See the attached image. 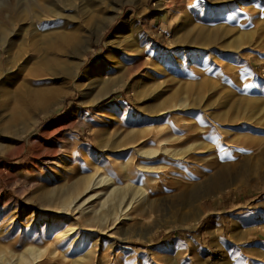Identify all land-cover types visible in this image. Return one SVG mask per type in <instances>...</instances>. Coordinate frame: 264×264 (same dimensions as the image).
<instances>
[{"label": "rangeland", "instance_id": "374dc122", "mask_svg": "<svg viewBox=\"0 0 264 264\" xmlns=\"http://www.w3.org/2000/svg\"><path fill=\"white\" fill-rule=\"evenodd\" d=\"M234 2L0 0V255H43L73 225L81 264H264V112L245 103L264 105V0ZM200 35L212 44H188ZM179 100L191 109L156 122ZM171 134L164 146L192 147L186 159L126 149ZM45 145L66 171L40 160ZM97 166L123 184L125 168L145 194L107 234L43 198Z\"/></svg>", "mask_w": 264, "mask_h": 264}, {"label": "bare ground", "instance_id": "6f19581e", "mask_svg": "<svg viewBox=\"0 0 264 264\" xmlns=\"http://www.w3.org/2000/svg\"><path fill=\"white\" fill-rule=\"evenodd\" d=\"M26 1H28L29 3H32V0H26ZM247 2H248V0H235L234 3H236L238 5H242V4L245 5V3H247ZM36 5H38L37 7H39L38 3H36ZM39 8H41V10L44 9L43 7H39ZM230 8H231V6H230ZM47 10L48 9H46V11ZM47 12L49 13V10ZM50 16H51L50 14H47L45 17L49 18ZM30 18H29V20H32V21H35L36 19H38V18L35 17V13H33L30 16ZM33 23L34 22H32V24ZM8 31L9 30H8V28L6 26H4V27L0 26V34L2 36H6L8 34ZM198 38L199 39H196V38L192 39L191 41L188 42V44H197V45H205L207 43L212 44L211 43V38L210 39L207 38L206 35H204V36L200 35ZM197 53H198L197 50H188V55H190V56L196 55ZM170 54L174 58H177V57H179L182 54V52H181V50H175L173 52V54L170 53L169 50H166V51L163 50V51L160 52V56H162L164 59L169 57ZM145 58L147 60H149L150 56L148 58L145 56ZM7 60L8 61H7L6 65H10L12 63V60H9V59H7ZM136 64H138V63H136ZM160 68H161V65H160ZM3 70H4V67H3L2 63L0 62V73ZM165 71H167V70L164 69V72ZM92 80H94V79H92ZM157 81H159V80L157 79ZM157 84L160 85V83H157ZM161 84H162V82H161ZM160 91H162V90L160 89ZM151 97H152V95H151ZM253 100L245 98V103L246 104H250L252 106L254 105V108H255V110L257 112V115L263 113L264 112L263 103H254ZM189 105L190 104H187V103H185L182 100H179V101L167 106V108L159 110V112L157 111V113L159 115L157 117L158 120L156 122L163 121L166 118L167 114L169 115L170 112H173V111H176V110H184V109H188V108L191 109L192 106L190 107ZM192 105H194V104H192ZM211 109H213V108H211ZM225 117H226L225 113L224 114L221 113V114H219L218 119H226ZM215 118L217 119V117H215ZM229 120H231V119L229 118ZM237 120H238V118L236 117V119H234L232 121H234V124H235V122ZM182 121L185 122L186 120H184V118H183ZM188 122H190V121H188ZM188 122H186V123H188ZM163 124H165V123H163ZM201 125H202V123H201ZM162 127L164 128V126H161V128ZM187 127H189V126H187ZM157 128H158V126H157ZM231 128H233V127H231ZM225 130H227V129H225ZM176 132H177V130H176ZM226 132L231 133V130H227ZM48 134H49V139H51L54 136L52 133H47L46 135L48 136ZM175 138L176 137L173 136V134H171V135H168V137H166V138L159 139L158 141L160 142V146L158 148H151V149H146L144 147H137L138 144L140 145V143L143 144L142 142H144V139H138L137 140L138 141L137 144H134L133 146H130V147L126 148V149H128V150L132 149V150H134L136 152V154L138 156L147 157V158L158 157V155H160V154H166V155L170 154L172 156H177L179 158H184L185 155L189 151H191L190 149H192V147L191 148L188 147L184 151V150H181L179 148H173L172 146L171 147L170 146H168V147L164 146V145H168V143H171V142H169L171 140L174 142L173 139H175ZM254 139H257V137L255 136L253 139H250V140L254 141ZM250 140H249V142H250ZM106 145L109 146V144H106ZM45 146H43V147H45ZM116 147L113 146L112 149H115ZM46 148H47V146H46ZM57 153H58L57 149L48 147L45 150V152H40L38 154V156H39L40 160L42 162H44L45 164H47V166H49V168L51 170H55L54 166H56V167H63V169H65V171H66L67 170V167H66L67 164L66 165H64V164H65V158L67 156L65 155V156H62V157H55V155H57ZM185 159H186V157H185ZM136 164H134V166ZM141 167L150 169V167H147V166H144V165H141ZM101 168L102 167H98L97 166V168H92L90 171H86V170L82 171L81 170L80 171L81 173H79L76 182L72 183L70 186H67L66 189H61L59 191L49 190L48 192H46L43 195L45 204L48 205V206L49 205L55 206V209L57 210V213L69 214L70 212L73 211L74 213H76V212L80 213V215L82 217H84L85 215H90L86 219V222H87L86 224L87 225L84 226L85 229L86 230H90V233H92L94 231H97L99 234H107V233H105V231H106L105 228H107V230H111V227H109V224H114L115 222L117 223L119 220L123 219L124 217H125V219H127L128 218L127 215H129V213L127 212L128 209L135 203V201L137 202V201H139V199L143 198L145 194H144V191L141 188H138L135 185L136 199L133 198V192H134L133 189H132L133 185H131V183L129 181L130 177H129V174L126 171L125 168H123L120 171L121 174L119 173V175H121V176H123L124 178L127 179L125 181V184L119 182L117 180V178H115L111 174L108 175L107 173L106 174L103 173ZM142 173H143V171H142ZM149 176H151V175H149ZM152 176H153V173H152ZM151 178H153V177H151ZM67 179H68V177H67ZM157 183H159V182H157ZM92 192H94V193L91 194ZM101 194L106 195V197H105L104 200H102L99 203L100 204V207L98 206L99 208H93L92 207V209H91L90 208L91 206L90 207L86 206V204L90 201V199H92L93 197L99 196ZM108 227H109V229H108ZM74 229H75V226L72 225V226L67 227V229L62 230V233L57 236L55 245H53L51 247V250L46 248V247H45L46 249L42 250L43 255H40V252H36V253L33 254L32 249L30 247H26L25 249H26L27 253L26 252H20L16 257H12V256L11 257H5V256H3L1 254L0 255V264H51L50 261L55 259V258L60 259V262L62 264H81V262L83 261V259L86 256V254H82L81 255V253H80L81 247L80 248L78 247V241H77V239L79 238V235L74 236L75 232H77ZM108 236L113 238L114 235H113V233H111ZM96 239H97V243H98L100 239H98V238H96ZM70 250H73L75 252V255H76L75 258L69 257V251ZM87 253L89 254V252H87ZM32 254H33V256H32ZM28 256H30V257H28ZM43 256H45V257L43 258ZM45 259H48V260H45Z\"/></svg>", "mask_w": 264, "mask_h": 264}]
</instances>
